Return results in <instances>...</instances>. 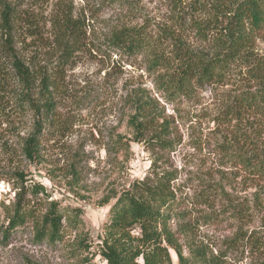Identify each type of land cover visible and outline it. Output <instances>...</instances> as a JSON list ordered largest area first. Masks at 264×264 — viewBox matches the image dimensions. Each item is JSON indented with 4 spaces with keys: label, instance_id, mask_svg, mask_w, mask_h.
Here are the masks:
<instances>
[{
    "label": "rangeland",
    "instance_id": "374dc122",
    "mask_svg": "<svg viewBox=\"0 0 264 264\" xmlns=\"http://www.w3.org/2000/svg\"><path fill=\"white\" fill-rule=\"evenodd\" d=\"M194 1L205 8L187 9L194 18L209 16L216 6V0H0V13L6 3L18 14L17 47L36 65L54 70L60 55L55 23L62 10L84 20L88 44L63 71L53 72L56 106L44 124L39 157L30 160L23 153L37 115L21 113L13 95L0 104V264H107L101 251L110 242L109 209L117 195L153 168L178 175L169 223L187 258L204 245L209 254H225L229 264L264 260V249L248 238L264 241V118L255 112L232 117L224 110L235 93L264 85L251 74L264 75V28L247 45L250 66L237 60L228 82L196 86L192 95L174 101L159 87L165 69H150L147 54L99 46L116 30L143 27L174 59L178 42L212 55L214 45L182 17ZM220 1L227 10L235 0ZM1 23L0 15V35ZM136 100L140 108L142 101L149 105L147 117ZM135 116L147 119L145 132L134 126ZM160 137L171 139L173 148L164 149ZM240 155L260 163L262 171L250 173L237 161ZM22 172L25 180L17 176ZM35 183L46 193L33 194ZM22 184L36 217L52 201L62 208V239L40 240L36 217L10 227ZM169 251L170 264H180L177 251Z\"/></svg>",
    "mask_w": 264,
    "mask_h": 264
},
{
    "label": "trees",
    "instance_id": "16d2710c",
    "mask_svg": "<svg viewBox=\"0 0 264 264\" xmlns=\"http://www.w3.org/2000/svg\"><path fill=\"white\" fill-rule=\"evenodd\" d=\"M192 4L182 11V17L191 19L198 35L214 45L217 51L212 55L193 51L178 42L173 49L176 51L174 59L162 49L161 42L150 36L143 27H124L116 30L99 46L101 49L126 55L147 54L150 69L156 71L165 69L159 74V87L169 100L174 101L182 96L192 95L196 86L228 82L236 72L234 64L237 60L249 62L252 59L246 55L250 52L247 45L253 33L264 28V0H235L227 10L223 9L224 5L220 0H216L213 13L204 18L201 16L194 18L187 14V9L191 13L205 9L201 2L197 4L194 1ZM1 6L0 104L6 96L11 98L13 95L21 113L31 111L37 115L34 130L23 144V153L28 159L33 160L40 155V137L44 124L50 119L56 106L57 84L53 72L63 71L73 55L88 45L87 30L83 19L75 17L69 9L62 10L55 23L57 34L54 38L55 47L59 49L60 55L52 70L46 65H36L22 55L15 39L18 14L13 6L6 3H2ZM251 71L257 79H264V75L261 77L259 71ZM136 101L138 108L142 110V116L147 117L149 105L142 101L140 108V100ZM224 110L232 117L245 112H255L264 118V85L256 90L243 89L235 93ZM147 122V119L141 120L138 116L133 118L138 132H145L149 127ZM161 126L163 131L164 128H168L166 119ZM143 139L144 135L138 140ZM156 140L162 142L164 149L173 148L171 139L160 137ZM237 161L250 173L262 171L261 164L249 156L240 155ZM17 176L21 180L26 178L23 172L17 173ZM177 178L174 170L153 168L144 178H137L128 189L116 196L109 209V220L106 222V233L110 242L106 240V245L101 251L107 264H170V247L177 251L180 264H192L190 259H195L194 264H229L225 254H209L204 245L194 250L192 258H187L182 253L169 223L176 200L172 182ZM27 189L22 184L18 192L14 213L10 216V227L13 229L26 223L29 217H36L26 198ZM40 191L46 193L42 184L35 183L32 186L33 194L37 195ZM63 217L62 208L56 201H52L47 211L40 218L36 217L37 237L40 240L48 238L51 241L62 239ZM248 238L251 239L250 244L258 245V249H264V241L261 242L259 237L254 240ZM257 264H264V260Z\"/></svg>",
    "mask_w": 264,
    "mask_h": 264
}]
</instances>
